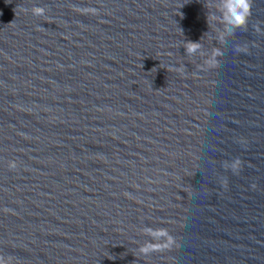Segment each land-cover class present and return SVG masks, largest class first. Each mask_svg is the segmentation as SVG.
<instances>
[{"label": "water", "instance_id": "obj_1", "mask_svg": "<svg viewBox=\"0 0 264 264\" xmlns=\"http://www.w3.org/2000/svg\"><path fill=\"white\" fill-rule=\"evenodd\" d=\"M226 3L0 0V257L264 264V0Z\"/></svg>", "mask_w": 264, "mask_h": 264}, {"label": "clouds", "instance_id": "obj_2", "mask_svg": "<svg viewBox=\"0 0 264 264\" xmlns=\"http://www.w3.org/2000/svg\"><path fill=\"white\" fill-rule=\"evenodd\" d=\"M251 7H252V0H227V3L224 5L225 8V23L228 25V31L234 32L237 28H246L248 18L251 15ZM82 9H86V11H81V14H96L97 10L95 8L91 7H83ZM24 11H26L24 9ZM31 13L34 16H43L45 13L44 7H32ZM253 28L256 32H260V29L258 26L253 25ZM188 46L186 48V51L188 54H192L196 52V50L200 47V43L198 42H187ZM237 52L247 50L242 48H237ZM221 56V51L216 50L213 53V57L207 61L209 66L211 68H216L218 66V60L217 57ZM177 72H182V69L178 68L176 69ZM17 167V164L15 161H10L8 168L9 169H15ZM241 167V160L239 158L235 159L234 163L231 166V170L233 173H236L237 170ZM150 235L153 236L154 240L146 243L145 245L141 246L140 252L144 255H149L153 252H162L166 250H171L174 246V238L167 232L166 229L161 228L157 230H147ZM161 236L166 237V242L156 243L155 240ZM0 261H2V264H10L11 257L4 258L0 257Z\"/></svg>", "mask_w": 264, "mask_h": 264}]
</instances>
